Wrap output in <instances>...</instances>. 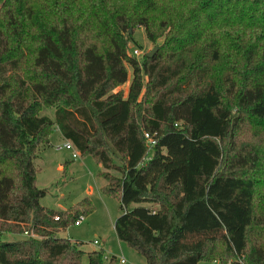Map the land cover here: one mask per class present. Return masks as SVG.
Instances as JSON below:
<instances>
[{"label":"trees","instance_id":"trees-1","mask_svg":"<svg viewBox=\"0 0 264 264\" xmlns=\"http://www.w3.org/2000/svg\"><path fill=\"white\" fill-rule=\"evenodd\" d=\"M137 29L151 58L128 53ZM56 129L146 264H264V0H0V264H117L57 236L89 199L40 204Z\"/></svg>","mask_w":264,"mask_h":264},{"label":"rangeland","instance_id":"rangeland-1","mask_svg":"<svg viewBox=\"0 0 264 264\" xmlns=\"http://www.w3.org/2000/svg\"><path fill=\"white\" fill-rule=\"evenodd\" d=\"M131 34L133 42L129 45V55L135 49L147 55L157 48L156 45L147 41L142 29L132 31ZM130 80L131 72L129 71L127 82L120 87L125 94ZM43 115L54 119V109L44 110ZM49 143L39 149L38 158L34 161L38 169L37 187L47 190L40 204L49 209L65 211L87 198L94 208L81 226L71 225L60 231L57 236L77 242L79 248L85 253L102 249L105 251V258L115 257L117 264H122L119 262L121 259L124 260V264H146L143 257L119 242L116 237L114 222L123 212L118 199L101 193L105 182L98 174L103 170L102 167L92 157L73 159L71 151L64 148L65 141L59 137L58 133L53 132ZM64 161H67L66 165ZM58 163L65 165V174L56 173ZM26 237L25 235L2 234L1 239L12 242ZM94 241H98L99 244L94 245ZM83 263H87L86 257L83 258Z\"/></svg>","mask_w":264,"mask_h":264},{"label":"built area","instance_id":"built-area-1","mask_svg":"<svg viewBox=\"0 0 264 264\" xmlns=\"http://www.w3.org/2000/svg\"><path fill=\"white\" fill-rule=\"evenodd\" d=\"M132 54L137 59H141L144 56L143 53L140 50H138V49H135L134 51H132ZM144 138H145V141H146L147 151H146V155L144 156V158L142 160L143 163L148 162V161L151 160L153 149H154V147L156 146V143H157V140L155 139V136L150 134V133H144ZM64 148L67 151H71V155H72L73 159H77V158L80 157L79 153L76 151V149L73 147V145L70 142L66 141L65 145H64ZM84 220L85 219L83 217H79L76 220V222L74 223V226L75 227L81 226L82 223L84 222ZM24 235L27 236V233H25ZM32 237H34V236H32ZM93 244L94 245H98L99 243H98V241H94ZM119 262L124 264V260L123 259H121Z\"/></svg>","mask_w":264,"mask_h":264},{"label":"crops","instance_id":"crops-1","mask_svg":"<svg viewBox=\"0 0 264 264\" xmlns=\"http://www.w3.org/2000/svg\"><path fill=\"white\" fill-rule=\"evenodd\" d=\"M54 133H58L59 134V137L62 139V140H64V138L61 136V134H60V132L56 129L55 131H54ZM65 141V140H64ZM66 142V141H65ZM50 144V143H49ZM65 162V165L67 164V161H64ZM63 164L62 163H58V165H57V167H56V173L57 174H59V173H61V174H63ZM120 261V260H119Z\"/></svg>","mask_w":264,"mask_h":264},{"label":"water","instance_id":"water-1","mask_svg":"<svg viewBox=\"0 0 264 264\" xmlns=\"http://www.w3.org/2000/svg\"><path fill=\"white\" fill-rule=\"evenodd\" d=\"M130 33H131V31H130ZM155 52H156V49H154V50L151 51L150 53H147V57H148V58H151V57L154 55Z\"/></svg>","mask_w":264,"mask_h":264}]
</instances>
